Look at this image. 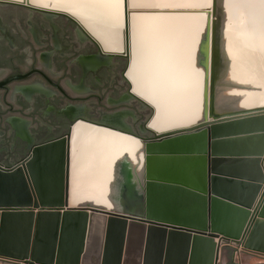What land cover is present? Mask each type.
Returning a JSON list of instances; mask_svg holds the SVG:
<instances>
[{"label":"bare ground","instance_id":"6f19581e","mask_svg":"<svg viewBox=\"0 0 264 264\" xmlns=\"http://www.w3.org/2000/svg\"><path fill=\"white\" fill-rule=\"evenodd\" d=\"M28 1L36 8L53 9L49 3L67 4L69 0ZM118 1L123 27V1ZM227 1L231 3L226 4ZM126 3L130 32L126 77L132 91L153 105L155 115L150 121L151 127L162 129L195 121L202 102L205 59L202 46L205 40H213L212 27L216 33L213 41L218 56L214 69L216 110L222 112L255 103L264 104V0H126ZM213 4L217 6L215 15L210 13ZM229 21L231 25H228ZM123 38L122 32V43ZM255 127H264V117L223 125L217 131ZM262 140L246 137L216 142L214 149L216 152L225 148L255 152L262 147ZM183 146L192 149L191 155L153 154L146 159L143 145L134 137L77 121L70 138V204H90L107 210L114 208L136 213L148 194L149 212L155 217L199 225L201 215L196 210L198 205L193 195L159 184L145 187L143 183L147 172L150 176L199 185L201 167L196 140L179 139L164 143L161 148ZM62 148L59 142L44 145L37 149L29 164L32 182L42 203L52 200L59 189ZM157 148L160 147L151 149ZM214 166L246 175L256 174L250 163L214 162ZM222 189L227 190L226 186ZM237 192L238 196L248 199V194ZM28 201L30 195L18 173L10 177L0 175V205L19 206ZM225 209L216 208V211L234 224L226 230L232 236L239 232L245 216ZM29 218L24 214L13 215L8 221L21 227ZM69 222L78 221L71 219Z\"/></svg>","mask_w":264,"mask_h":264},{"label":"water","instance_id":"95a60500","mask_svg":"<svg viewBox=\"0 0 264 264\" xmlns=\"http://www.w3.org/2000/svg\"><path fill=\"white\" fill-rule=\"evenodd\" d=\"M122 1L124 38L122 49L119 52L106 51L71 12L56 11L40 6L36 8L30 6L28 0H24L23 3L0 0V3L22 5L35 12L63 14L74 21L90 37L101 54L125 56L128 60V69L130 32L127 3L126 0ZM214 5L211 7L210 13L215 15L217 6ZM211 30L214 40L216 35L214 27ZM213 40L211 42L205 40L202 46L203 53H205L202 102L194 122L154 129L150 125V121L155 115L153 105L134 93L132 86L130 88L131 95L149 108L151 112L144 126L148 136L143 137L112 125L80 120L134 137L143 145L146 159L153 154L160 156L191 155L192 149L186 146L176 149L161 147L164 143L176 142L179 139L196 140L199 146V166L201 167L199 185L194 186L180 179L154 177L147 172L143 177V183L145 187H148L149 184H159L193 195L198 205L196 210L201 215V223L193 225L155 217L149 212L148 194L142 200V208L136 213L114 208L107 210L90 204L71 205L69 184L72 127L65 136L34 146L30 154L20 163L11 167L0 165V175L10 177L18 173L20 181L24 183L26 191L30 195V201L26 204L0 205V253L11 258L29 256V258L44 264L54 260H56V264H220L221 246L231 243L237 248L264 255V127L247 128L241 131H217V128L223 125L264 117V104L255 103L244 108L225 109L222 112L216 110L214 69L218 56ZM246 137L262 138V147L255 152L235 151L232 148L216 152L214 149L216 142L243 140ZM57 142L63 147L60 166L62 178L59 189L52 196V200L42 203L40 194L32 182L29 164L37 149ZM153 146L160 148L152 150ZM214 162L250 163V168L256 174L246 175L242 172L217 169ZM225 186L227 190L222 189ZM237 191L243 195L248 194V199L245 200L238 196ZM222 207L227 211L231 210L245 216V221L239 232L235 231L237 232L235 235L230 234L232 236H229L226 231L234 224L229 219H224L220 215V211H216V208ZM21 214L30 217L21 227L8 221L9 217ZM71 219L78 222L70 223ZM70 224L72 225L70 226ZM31 234L33 242L29 250ZM55 243H57L55 255L53 251L45 252L48 251V246Z\"/></svg>","mask_w":264,"mask_h":264},{"label":"flooded vegetation","instance_id":"af4514ba","mask_svg":"<svg viewBox=\"0 0 264 264\" xmlns=\"http://www.w3.org/2000/svg\"><path fill=\"white\" fill-rule=\"evenodd\" d=\"M76 16L106 51L122 49L118 0L49 3ZM123 55H103L74 21L0 3V165L65 136L83 120L140 136L150 109L130 93Z\"/></svg>","mask_w":264,"mask_h":264},{"label":"rangeland","instance_id":"374dc122","mask_svg":"<svg viewBox=\"0 0 264 264\" xmlns=\"http://www.w3.org/2000/svg\"><path fill=\"white\" fill-rule=\"evenodd\" d=\"M231 3L230 1H227L226 4ZM231 25V22L229 21V24ZM31 242L28 246V249L30 250L32 247V234H31ZM57 243L52 244V246H48V251L45 252H50L53 251V254L55 255L56 250H57ZM54 245V248H53ZM237 247H235L233 244L231 243H226L223 244L221 246V250H220V257H221V263L225 262V264L232 262V263H237V261H241V264H264V258L263 257H246L243 255H239V253H235L234 251L236 250ZM29 252V251H28ZM224 255L226 256V258L224 257ZM239 257H242L241 260H239ZM46 258V257H45ZM44 258V259H45ZM220 263V264H221ZM0 264H44V263H40L39 261H35L32 258H29V256L26 257H22V258H11V257H7V255H3L2 253H0ZM45 264H56V260H54L53 262L50 263H45Z\"/></svg>","mask_w":264,"mask_h":264},{"label":"crops","instance_id":"0c3cea01","mask_svg":"<svg viewBox=\"0 0 264 264\" xmlns=\"http://www.w3.org/2000/svg\"><path fill=\"white\" fill-rule=\"evenodd\" d=\"M243 255V256H246V257H249V256H252V257H263L264 258V255H260L258 253H255V252H252V251H247V250H244L242 248H239V255ZM224 257L226 258V256L224 255ZM242 257H239V260H241ZM221 264H225V262H222ZM227 264H230V263H227ZM235 264H241V261H237V263Z\"/></svg>","mask_w":264,"mask_h":264},{"label":"built area","instance_id":"2783aa9c","mask_svg":"<svg viewBox=\"0 0 264 264\" xmlns=\"http://www.w3.org/2000/svg\"><path fill=\"white\" fill-rule=\"evenodd\" d=\"M235 253H237V254L239 253V248H236V250L234 251V254Z\"/></svg>","mask_w":264,"mask_h":264},{"label":"trees","instance_id":"16d2710c","mask_svg":"<svg viewBox=\"0 0 264 264\" xmlns=\"http://www.w3.org/2000/svg\"><path fill=\"white\" fill-rule=\"evenodd\" d=\"M230 264H235V263H232V262H229Z\"/></svg>","mask_w":264,"mask_h":264}]
</instances>
